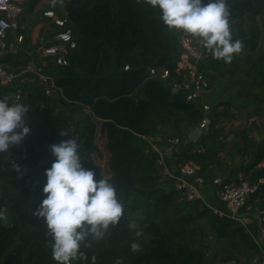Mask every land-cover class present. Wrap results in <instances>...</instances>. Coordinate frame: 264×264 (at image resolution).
Returning a JSON list of instances; mask_svg holds the SVG:
<instances>
[{
	"label": "trees",
	"instance_id": "16d2710c",
	"mask_svg": "<svg viewBox=\"0 0 264 264\" xmlns=\"http://www.w3.org/2000/svg\"><path fill=\"white\" fill-rule=\"evenodd\" d=\"M31 1L32 7L38 2ZM227 6L233 39L243 47L230 63L208 51L211 84L202 99L213 109L212 124L223 105L246 109L247 118H264V0H227ZM68 15L78 47L70 51L69 65L52 59L49 65L62 95L49 98L42 114L37 97L26 92L18 101L30 107L31 131L21 144L0 153V209L13 220L12 226L0 221V264H57L44 220L32 210L45 195V170L55 159L50 146L70 138L61 131L77 140L83 166L97 173L94 179L110 180L124 204L118 224L104 238L82 244L84 257L72 264H116L117 259L123 264H222L219 258L228 249L239 264L259 263V248L246 227L183 200L177 189L164 185L156 157L147 152L149 137L183 134L203 117L202 103L172 96L162 82L150 78L153 66L181 77L175 28L167 27L159 10L145 0H75L72 10L68 3ZM25 64L16 61L14 67ZM222 79L228 81L225 87ZM216 86L218 94L208 100ZM231 87L235 95H224ZM5 91L0 89V96ZM57 107L62 111L56 113ZM182 159L206 164L205 153L198 151L184 153ZM262 161L264 140L245 170ZM262 175L264 166L251 178ZM133 219L139 236L128 227ZM134 241L141 245L137 252L130 248Z\"/></svg>",
	"mask_w": 264,
	"mask_h": 264
},
{
	"label": "built area",
	"instance_id": "2783aa9c",
	"mask_svg": "<svg viewBox=\"0 0 264 264\" xmlns=\"http://www.w3.org/2000/svg\"><path fill=\"white\" fill-rule=\"evenodd\" d=\"M25 2L26 0H0V88L10 91L15 101L21 100L27 92L25 79L32 76L46 98L62 95V88L50 72L49 65L50 59L56 65H69L68 55L78 47L68 11L63 15L53 9L43 11V15L53 21L57 30L49 43L35 49L36 61L17 68H11L6 62L8 54L16 50L24 39V35L19 31L23 29ZM174 31L180 50L177 72L181 77L173 76L168 68L153 66L149 68L150 78L162 82L172 96L181 97L189 103L198 102L210 89L211 81L206 69L212 59L198 39L179 29ZM125 68L129 69V66ZM202 110L201 121L191 128L187 138L190 143L199 145L196 150L199 153L205 152L203 145L199 143L210 131L213 122L211 105L202 102ZM148 141L151 146L147 152L154 155L156 163L161 166L160 173L164 185L168 179H173L172 187L179 191L183 200L197 203L214 214L229 217L246 227L260 251L261 261L255 264H264V206L257 205L259 194L264 190V175L252 179L245 171H240L233 180L216 177L210 184L213 193L210 196L205 192L209 182L200 171L198 163L190 161L178 171H171L166 165L167 157L179 153L183 142L181 136L172 137L165 150L150 138ZM214 198L219 203L214 201ZM254 219L257 221L256 231L251 230L248 224L249 220Z\"/></svg>",
	"mask_w": 264,
	"mask_h": 264
},
{
	"label": "clouds",
	"instance_id": "9594fccd",
	"mask_svg": "<svg viewBox=\"0 0 264 264\" xmlns=\"http://www.w3.org/2000/svg\"><path fill=\"white\" fill-rule=\"evenodd\" d=\"M158 9L161 21L170 29H179L196 37L215 59L230 63L233 54L242 50V42L233 39L229 25L227 0H145ZM30 107L20 101L10 102L0 96V153L10 146H18L30 133L27 113ZM60 134L70 137L52 144L55 158L45 170L46 182L42 189L44 198L32 214L43 218L46 235L51 237L50 248L57 264H72L84 257L81 245L105 237L110 227L120 221L124 204L117 195L115 185L108 179L95 178L93 169L85 168L81 161V146L67 131ZM18 175L23 170L13 164ZM0 221L7 222L5 209H0ZM128 227L137 230L135 219ZM131 251L141 249L138 242L131 243ZM116 264H123L117 259Z\"/></svg>",
	"mask_w": 264,
	"mask_h": 264
},
{
	"label": "crops",
	"instance_id": "0c3cea01",
	"mask_svg": "<svg viewBox=\"0 0 264 264\" xmlns=\"http://www.w3.org/2000/svg\"><path fill=\"white\" fill-rule=\"evenodd\" d=\"M68 3V0H38L35 6L32 7V1L26 0L25 10L22 16L23 29L19 31L20 34L24 35L23 42L19 44L16 50L11 51L6 57V62L11 68L19 67H14L16 61L24 60L27 64L28 62L37 60V56L34 54L35 49L42 44L49 43L57 30V26L50 18L43 15V11L53 9L59 15H63L68 11ZM174 33L176 34L175 31ZM12 37L15 39L13 34ZM25 81L27 92L33 93L37 97V100L41 104L40 113L43 114L44 109L50 104L49 98L43 95L40 87L36 84L32 76L27 77ZM1 90L5 91L4 89ZM5 92V95L10 97V102H16L10 91ZM54 97H58V95H54L50 98ZM86 110L90 112V108H86ZM61 111L62 109L60 107L56 108V113ZM231 124L222 132V135H227L229 143L225 147L220 148L219 152L212 154L211 149L207 145L205 146L204 138L199 143L203 145L206 155V164H199L200 171L205 174L209 182L205 192L210 196L213 194L210 184L214 178L221 177L225 180H233L240 171L249 172L248 175L251 177L257 167L264 166V161H262L255 168L249 171L245 170L253 163L257 152L261 148V141L264 140V119L255 117L247 118L245 114L243 119L233 118ZM190 130L191 128L185 129L181 136L183 142L179 153L172 157H167L166 159V165L171 171H178L190 162L189 160L182 159V155L184 153L194 152L199 147V145L192 144L188 141L187 138ZM256 133H258L259 138H257ZM176 135H178L177 132L168 131L166 134H160L149 138L161 149L165 150L170 145L172 137ZM206 140H208V138ZM7 152H3L2 154ZM158 166L161 170V166ZM172 185L173 179L170 178L166 181L165 186L172 187ZM258 198L257 205L259 207L264 206V190L259 194ZM213 200L217 202L215 198ZM248 224L251 230L256 231L257 221L255 219L249 220ZM234 256H236L235 254H233V258H236Z\"/></svg>",
	"mask_w": 264,
	"mask_h": 264
},
{
	"label": "rangeland",
	"instance_id": "374dc122",
	"mask_svg": "<svg viewBox=\"0 0 264 264\" xmlns=\"http://www.w3.org/2000/svg\"><path fill=\"white\" fill-rule=\"evenodd\" d=\"M227 80L222 79L220 81V85L221 87H225L228 83ZM235 88L231 87L228 91L224 92V95H228V94H232V96L235 95ZM219 92V87L216 86V88L212 91V93L210 94L208 98V100H213V98L216 97V95ZM206 98V99H207ZM240 99V98H239ZM202 102H204L203 99H201L200 101H198L199 104H201ZM240 102V100H239ZM218 111H221L219 114V118H217L216 123L212 124V127L210 128V131L205 135L204 137V141H205V146L207 145L211 151L212 154L217 153L220 151V148L225 147L226 145H228L229 141L227 139V135H222V132L224 129H226V127L228 125H230L232 123V119L233 118H239V119H243L245 113H246V109H243L241 112L234 109V106L232 105H223L222 107L219 106L217 108ZM226 113H233L231 117H228ZM264 119V118H262ZM232 125V124H231ZM179 136H182V134H178ZM208 138V140H206ZM220 160V159H219ZM222 162V161H221ZM13 224V220L10 214H7V222L6 225L7 226H12ZM228 253L226 252L224 255H222L219 258V261L222 264H235V262H238V257L234 256L236 258H233V252H231L229 249L227 250ZM233 253V254H232ZM236 255V254H235ZM243 264V263H241Z\"/></svg>",
	"mask_w": 264,
	"mask_h": 264
},
{
	"label": "water",
	"instance_id": "95a60500",
	"mask_svg": "<svg viewBox=\"0 0 264 264\" xmlns=\"http://www.w3.org/2000/svg\"><path fill=\"white\" fill-rule=\"evenodd\" d=\"M68 1H69V9L72 10V6H73V3H74L75 0H68ZM117 72L118 71L115 70V73H117ZM256 136H257V138H259L258 133H256Z\"/></svg>",
	"mask_w": 264,
	"mask_h": 264
}]
</instances>
